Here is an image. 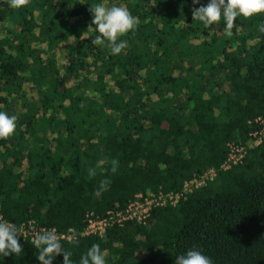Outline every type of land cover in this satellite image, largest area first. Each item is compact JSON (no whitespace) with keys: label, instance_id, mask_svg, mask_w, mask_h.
Here are the masks:
<instances>
[{"label":"trees","instance_id":"obj_1","mask_svg":"<svg viewBox=\"0 0 264 264\" xmlns=\"http://www.w3.org/2000/svg\"><path fill=\"white\" fill-rule=\"evenodd\" d=\"M97 2L12 8L0 0V110L18 117L15 134L0 139V214L17 226L74 229L78 243H62L76 264L94 243L107 264H175L193 247L214 264H264V142L221 170L231 145L247 146L264 128V15L238 18L229 37L223 21L206 28L193 20L201 6L193 0H104L137 18L114 56L92 43ZM211 169L214 181L154 209L146 223L81 236L89 213L181 192ZM106 178L109 190L96 196ZM19 241L23 252L4 264H39L33 241Z\"/></svg>","mask_w":264,"mask_h":264},{"label":"clouds","instance_id":"obj_2","mask_svg":"<svg viewBox=\"0 0 264 264\" xmlns=\"http://www.w3.org/2000/svg\"><path fill=\"white\" fill-rule=\"evenodd\" d=\"M28 3V0H9L12 8H21ZM194 4L201 5L192 9L194 21L201 23L204 27L223 21L226 36L233 35V29H238L239 25L234 24L240 17L252 18L257 15H264V0H208L206 5L201 4V0H193ZM92 15V30L96 33L92 40L94 45L105 46L110 49L111 55H121L128 47L125 35L134 32L137 28V18L132 15L125 6L112 4L106 6L104 0L90 5ZM258 31L264 33V21L258 26ZM18 117L10 115L6 111L0 110V139H7L15 134ZM111 171H117V163L112 162ZM89 177L96 175L95 168L88 169ZM111 181L104 179L100 181L95 192L100 196L109 190ZM21 228L15 223L0 218V264H4L3 258L9 255H19L22 245L19 241ZM74 243H78V235L73 233L69 237ZM33 244L38 255L39 264H54L56 258L63 256V264H76L72 259V252L62 243L61 237L55 228H41L33 234ZM78 264H107L104 251L99 244H92L87 251L79 258ZM175 264H214L211 257L205 255L200 250L193 247L186 253L176 256Z\"/></svg>","mask_w":264,"mask_h":264},{"label":"built area","instance_id":"obj_3","mask_svg":"<svg viewBox=\"0 0 264 264\" xmlns=\"http://www.w3.org/2000/svg\"><path fill=\"white\" fill-rule=\"evenodd\" d=\"M264 142V128L252 134V138L247 146L231 145V151L228 159L222 165V171H228L234 166L243 163L246 154L249 149L257 148ZM219 171L211 169L206 172L200 179H194L187 182L181 192H162L147 194H139L136 196V200L128 205L123 211H111L106 216H96L95 213H89L87 215V221L84 229L81 232V236L99 235L105 236L109 228L114 226H124L129 221H136L139 223H146L151 215V212L159 207H165L168 205H177L181 200L186 199L189 193H192L195 189L201 188L207 185L208 182L214 181L217 178ZM0 218H4L0 214ZM21 228L20 235L24 240L33 241V234L36 230L45 228L40 227L35 221H30L19 225ZM50 229V228H49ZM56 229V228H55ZM57 230L58 235L62 240L72 241L69 239L73 233H76L74 229H70L68 233H61Z\"/></svg>","mask_w":264,"mask_h":264},{"label":"rangeland","instance_id":"obj_4","mask_svg":"<svg viewBox=\"0 0 264 264\" xmlns=\"http://www.w3.org/2000/svg\"><path fill=\"white\" fill-rule=\"evenodd\" d=\"M74 85V81H71V82H69L68 83V87H71V86H73ZM26 88V91H25V93H26V95H27V97L29 98V99H36L37 98V96H36V93H35V89H34V87H33V85L32 84H27V86L25 87ZM24 107L21 105L20 106V112H19V115H23L24 113ZM156 254V253H155ZM155 254H152L153 256L155 255ZM146 255V254H145ZM147 256H149L150 257V254L149 253H147ZM156 256V255H155ZM159 256V255H158ZM158 256H156L157 257V259H156V262L158 261V259H159V257Z\"/></svg>","mask_w":264,"mask_h":264}]
</instances>
